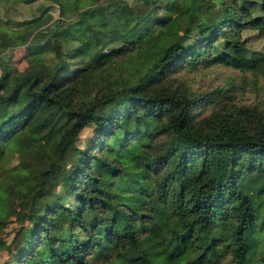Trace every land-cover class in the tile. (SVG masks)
<instances>
[{"label": "trees", "instance_id": "trees-1", "mask_svg": "<svg viewBox=\"0 0 264 264\" xmlns=\"http://www.w3.org/2000/svg\"><path fill=\"white\" fill-rule=\"evenodd\" d=\"M20 1L36 12L0 16V264H264V110L230 108L170 76L263 63L264 0H210L205 21L161 50L156 77L87 100L80 81L165 26L168 0ZM15 35L26 40L22 68L11 63ZM210 101L221 106L198 115ZM218 152L232 172L215 178Z\"/></svg>", "mask_w": 264, "mask_h": 264}, {"label": "rangeland", "instance_id": "rangeland-1", "mask_svg": "<svg viewBox=\"0 0 264 264\" xmlns=\"http://www.w3.org/2000/svg\"><path fill=\"white\" fill-rule=\"evenodd\" d=\"M209 1L168 0L167 6L172 11V19L163 27L153 26L134 50L105 64L80 81V96L87 100L99 88L141 86L150 81L151 78L156 77L158 71L154 68V62L160 55L161 50L176 40L182 31L190 30L198 23L205 21L204 7ZM34 5L23 3L20 0H8L7 2L0 0V16L6 14L14 17L29 16L36 12ZM242 35L248 37L250 48H263V40L256 34L255 30L243 29ZM25 44L26 40L22 35L14 36L9 51L13 66L22 68L26 64L24 57ZM173 75L177 82H181L198 94L206 91L215 93L220 97L221 103L233 104V106H229L230 108L246 106L264 110V62L253 67H235L223 62H215L207 66L196 65L195 67L183 65L177 67L170 74V76ZM216 106L220 107V102L210 101L207 104L202 103L196 110L198 115H204ZM110 109L111 105H107L99 110L97 114L102 119H107ZM256 117L255 112L247 115V118L252 121H255ZM128 121L132 129H138L139 124L133 117L129 118ZM91 133L92 126L84 128L79 142L81 144L85 143ZM227 159L225 152H218L215 157V162L218 163L214 174L215 178L232 172ZM12 160L15 161L16 158L12 157ZM101 163L94 161L93 166L95 171L103 175ZM16 226L17 221L10 220L2 235L7 239L10 238ZM8 257L9 252L6 249H1L0 262Z\"/></svg>", "mask_w": 264, "mask_h": 264}]
</instances>
